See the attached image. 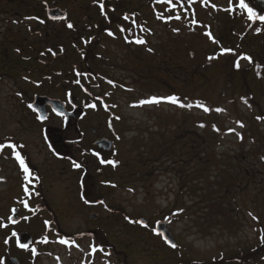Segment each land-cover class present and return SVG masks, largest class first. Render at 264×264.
I'll return each instance as SVG.
<instances>
[{
	"label": "rangeland",
	"instance_id": "1",
	"mask_svg": "<svg viewBox=\"0 0 264 264\" xmlns=\"http://www.w3.org/2000/svg\"><path fill=\"white\" fill-rule=\"evenodd\" d=\"M66 1L63 7L75 20L72 29L49 21L42 0H0V140L20 142L39 169L29 180L22 167L27 159L21 163L0 146L7 156L0 159V230L5 226L0 264H8L9 257L20 264H173L177 256L181 263L264 264V78L259 82L254 72L247 76L252 99L247 89L227 90L224 78L231 65L223 64L217 51L243 50L245 56L259 51L264 23L239 16L234 0H198L181 9L180 18L178 8L168 3L173 0L117 1L115 10L149 13L156 29L151 42L159 34L162 46L121 49L108 42L118 64L98 61L109 76L104 81L74 72L91 37L82 29L100 8L93 2ZM159 14L171 17L160 33ZM63 36L67 44L62 53L57 45ZM260 51L264 57V48ZM245 56L243 66L249 63ZM91 63L78 71L95 74L99 65ZM36 94L59 98L69 110L72 98L85 105L86 116L65 137L51 139L52 146L73 141L65 149L72 148L79 163L53 154L47 132L64 129L65 121L52 111L40 121L30 109ZM171 96L179 103H141ZM207 97L213 106L209 140L201 147L209 156L202 161L195 143L203 134L196 120L204 111L195 103ZM188 98L193 107L181 106ZM190 114L192 121L184 122ZM176 129L185 136L178 138ZM97 137L113 141V151H97ZM29 185L43 196L36 189L25 195ZM41 202L47 203L46 210H36ZM16 208L21 219L12 225ZM142 218L147 227L137 223ZM165 220H170L178 249L153 232ZM22 232L32 237L28 249L16 242Z\"/></svg>",
	"mask_w": 264,
	"mask_h": 264
},
{
	"label": "flooded vegetation",
	"instance_id": "2",
	"mask_svg": "<svg viewBox=\"0 0 264 264\" xmlns=\"http://www.w3.org/2000/svg\"><path fill=\"white\" fill-rule=\"evenodd\" d=\"M75 1H82L84 2H93L95 3L98 8H100L97 16H95L94 20H91L88 22V24L82 29L83 33H88L91 34V37H89V43L85 39H81L84 43H88V45L85 47V54H83L82 59L78 61V65L81 63V61L85 64L86 62L90 61L92 57L96 58V61H100L104 64L111 65L114 62L117 63L113 52L112 48L113 45L107 46L106 44L108 42L113 41L116 46L119 48H123L124 46L133 48H140V47H145L152 49L151 46L154 48L157 43H159V34L157 37V42L153 43L151 42V37L155 35L156 29L151 26V22L149 21V13L147 15H144L141 11H124V10H115L113 9L115 7L114 3L115 2H122L125 3L128 0H75ZM174 1V0H173ZM178 1L179 3H184L185 7L190 6L192 7V3L198 0H175ZM204 1V0H203ZM215 0H209L210 2H213ZM67 2L66 0H42V3H44V14L47 16L48 10L53 8V9H60L62 12L67 11L63 7V3ZM171 2V1H170ZM190 2V4H189ZM236 3L237 10H233L235 12L239 13V16L243 17L246 13H248L247 9L240 7V0H234ZM245 3L249 5V7L253 8L254 6L258 7L257 10L259 12L264 11V8H262L259 4L264 3V0H245ZM103 5V8L101 7ZM235 6L231 7V9H234ZM260 6V7H259ZM110 9V10H107ZM180 9H176V15L177 18H180L179 13ZM68 12V11H67ZM238 16V17H239ZM246 16V15H245ZM42 19V18H41ZM48 19V18H47ZM171 19V17L166 18L163 15L159 14V21L158 22V33L162 30L164 32L165 29V21ZM49 20V19H48ZM51 22H58L61 24V26H66L68 29H72V27H69L70 22L75 21L72 19L71 14L68 12L66 20H61V21H52ZM153 28V30H151ZM161 29V30H160ZM138 41H143L138 42ZM67 44L66 39L64 36L62 37V42L61 44L57 45V49L62 48V53H63V48ZM162 42H160L157 47H161ZM89 50L92 51L89 52ZM114 57V60H113ZM112 62V63H111ZM91 105V103H90ZM74 112L78 113V117L76 121L81 120L86 116V107L85 105L79 106L77 101L74 99L72 100V110ZM74 124V123H73ZM72 124V125H73ZM72 125H69L66 127L67 129H61L58 132L55 133H49L47 132L46 135V140L49 141V139H54L57 141L58 138H63L67 135V132L69 129H71ZM93 133L95 132L92 130ZM103 137H97L93 141V145L97 146V141ZM16 148V153L19 155H24L25 159H28V162L30 161V155L27 151V149L19 144L17 141H12ZM65 142H68L67 140ZM70 143H73V141H69ZM50 146V144L48 143ZM61 145H57V148H60ZM51 148V147H50ZM71 149V148H70ZM83 149V148H82ZM80 148V151L82 150ZM85 150V149H84ZM67 152V149H65ZM86 151V150H85ZM82 152V151H81ZM93 154V150H89ZM95 155V154H93ZM86 156V155H85ZM72 162L75 164L78 161L75 158H72Z\"/></svg>",
	"mask_w": 264,
	"mask_h": 264
},
{
	"label": "trees",
	"instance_id": "3",
	"mask_svg": "<svg viewBox=\"0 0 264 264\" xmlns=\"http://www.w3.org/2000/svg\"><path fill=\"white\" fill-rule=\"evenodd\" d=\"M205 1L209 2V0H205ZM175 3H178V4H175ZM169 4H170L171 8L185 9V4L184 3H179L178 1H175V0L173 2H169ZM189 4H190V2H189ZM259 5L262 8H264V3H260ZM252 9L256 12L257 18H255V19L250 18L249 13H246L245 14L246 16L244 15L243 18H245V20H247V21H250L252 24H256L258 22L264 23V20H260L258 18L259 16H264V11L259 12V10H257L258 7H256V6H254ZM186 11L188 12V10H186ZM189 16H190V14L188 15V17ZM189 19H191V21H194V18H189ZM243 35L245 36L247 34H242L241 37ZM217 39H219L221 41L222 37H218ZM226 42L230 43L228 41V36H227ZM257 42H258L257 47L258 46L260 47V48H258L259 51L258 50L257 51L253 50L252 52H250V55H248V56H245L244 52H242L243 50L239 51L238 53H236L235 50H230L231 48H225V47L217 50L218 54L221 57H223V64H225L226 66L231 65L230 68L226 69V71L228 73L225 75V78H224V86H225V88L227 90H232L233 92H236L238 90V87H240L242 90L247 89L248 93L250 94V98L251 99H252L251 87H249L248 77L247 76L249 75L250 72H254L257 75V77L259 79V82L260 81L262 82V80L264 78V57H262L263 53L260 51L261 48H264L263 45H262L263 40L262 39H258ZM89 52L92 53L91 50H89ZM244 56L251 58V60H249L248 65H246V66L242 65V58ZM88 62H86L85 64H88ZM90 62H92L91 64H95L96 63L97 65H99L98 69L94 65L89 66V67H92V68H96L98 71H95V74H93L94 71H92L91 69H88V71H86L83 68H88V67L82 66L83 68L80 71V74L84 75L83 73L88 72V76H92V77H93V75L95 77L99 76L104 81H109L108 80L109 76L107 75L106 67L100 65V64H104V63H100V62L96 61L95 57H92ZM80 77H81V75H80ZM203 82L206 83V85H207L208 79L204 78ZM182 103L185 104V105H190V107H193V105H194L193 100H191L189 98L187 99L186 102H184V101L182 102L181 101V104ZM195 104L198 106L199 109L204 111L203 115L198 119V121L196 120V122L199 125V127H201L203 129V134L197 136V141L199 143H197V144L195 143V149L198 146V153L204 155V158H202V161H203L206 156H209V152L205 148H201V147L204 146L206 141L209 140V106L212 107L213 104L209 102V97L204 98V99L203 98H198L197 102ZM200 105H203V106H200ZM205 109H207V110H205ZM218 114H220V113H218ZM191 118H192V116L190 114V117H185L184 118V122L188 123V122L192 121ZM175 131H177V129ZM178 133L180 134V133H184V132L182 131V132H178ZM179 134H178V138H180V136L182 138L183 134L182 135L181 134L179 135ZM190 134H192V133H190ZM183 136H185V135H183ZM193 138H194V141H196V134H194V137L191 138L192 141H193ZM64 146H67V145H64ZM54 148L58 152L61 151L60 152L61 154H65V152H66V151H64L65 148L63 147V144H61L60 148H56L55 146H54ZM82 153H86V152L83 151ZM70 154H71V152H70ZM207 161H209V157L207 158ZM112 162L114 164H116V162H114V161H112ZM29 165H30V163H29ZM85 186L88 187V189H89L90 183L87 181ZM85 191L87 193L86 195L88 196L89 191H87L86 188H85ZM28 195H29V193H28ZM2 230L5 231V226L4 225L2 226V229L0 231H2ZM1 234H2V232H1ZM97 240L100 241V239H97ZM99 246L101 248H104L102 246V244H100V243H99ZM178 247H179V245H178ZM178 247H177V249H178ZM96 250H97V248H95V250H93V257L95 256ZM103 252H105V250H103ZM108 253H109V251H108ZM179 254H180V252H179ZM172 263L173 264H209V261L208 260H190V261H188V263H181V260L177 256V257L173 258ZM157 264H164V262H159ZM210 264H218V263L217 262H213V263H210Z\"/></svg>",
	"mask_w": 264,
	"mask_h": 264
},
{
	"label": "water",
	"instance_id": "4",
	"mask_svg": "<svg viewBox=\"0 0 264 264\" xmlns=\"http://www.w3.org/2000/svg\"><path fill=\"white\" fill-rule=\"evenodd\" d=\"M66 16H67V13L65 12L60 13L58 9L52 10V12L49 13V18L51 19H63ZM48 106H51L58 115L66 116L67 123H71L73 119L76 118L77 116L75 113H68L66 111L65 104L61 100L53 99L48 96L36 95L34 97L33 103L31 104V108L39 115L41 120H46L48 118L49 116ZM99 146L105 151H110L112 149V142L104 139V140L99 141ZM13 213L14 214H13V217L11 218V221L16 224L20 221V217H18L19 210L16 209L14 210ZM92 217L94 218V216ZM138 222L143 226L147 225V220L144 218L139 219ZM168 224H169V220L158 222L156 224L154 232L157 235H161L162 239L169 246H171V244L168 242L169 240L175 245H177L173 234L168 229ZM165 237H167V240L165 239ZM16 239H17L18 244L22 246L23 248H28L32 244V237L28 233H24V232L19 233L17 234ZM8 263L9 264H20L19 261L14 257H10L8 259Z\"/></svg>",
	"mask_w": 264,
	"mask_h": 264
},
{
	"label": "snow or ice",
	"instance_id": "5",
	"mask_svg": "<svg viewBox=\"0 0 264 264\" xmlns=\"http://www.w3.org/2000/svg\"><path fill=\"white\" fill-rule=\"evenodd\" d=\"M101 7L103 8V5H101ZM240 7L242 8H245L247 9L249 15H250V18H257V14L256 12L251 8L249 7V5L247 3H245V0H240ZM260 20H264V16H259L258 17ZM69 27H72L71 24H69ZM138 42H143V41H138ZM247 59L251 60L250 57H247ZM238 66V65H237ZM162 100H166V101H169L171 103H179V98L176 97V96H171V97H152L150 98L149 100H146V101H142L141 103H160ZM181 106H187V107H190V105H181ZM200 106H203V105H200ZM207 110V109H205ZM218 111H220V109H218ZM242 126V125H241ZM18 155V158L19 157V154ZM21 163H23V159L21 158ZM76 167H80V165H75ZM25 171H27V167H25ZM165 239L167 240V237H165ZM172 247H176V245L174 243H172L170 240L168 241Z\"/></svg>",
	"mask_w": 264,
	"mask_h": 264
}]
</instances>
